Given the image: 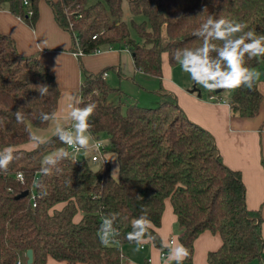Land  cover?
Returning <instances> with one entry per match:
<instances>
[{"label": "trees", "instance_id": "obj_1", "mask_svg": "<svg viewBox=\"0 0 264 264\" xmlns=\"http://www.w3.org/2000/svg\"><path fill=\"white\" fill-rule=\"evenodd\" d=\"M123 0H47L57 23L73 35V48L90 54L103 47L125 45L135 66L145 74L162 77V54L172 66L174 53L201 43L193 35L209 15L247 24L245 31L264 35V0H127L133 15L123 19ZM40 0H30L34 14L28 16L22 0H0L31 27L39 17ZM79 56L83 73L80 107L94 103L89 118L90 133L109 136L111 151L118 159V175L112 176L105 159L96 169L71 158L64 159L45 175L43 158L66 148L53 134L32 149L29 132L46 128L41 114H55L60 88L54 71L38 54H21L15 39L0 31V151L13 147L15 159L7 172H0V264H47L49 257L60 264H126L124 245L133 219L146 214L152 221V243L162 251L157 231L167 199L171 200L182 230L181 242L188 250L183 264H193L194 241L205 230L219 233L222 244L208 252L209 264H264L260 209L246 203V187L240 171L222 160L213 135L188 118L176 95L158 90L156 106L137 101L115 103L113 90L103 74L88 71ZM264 64V57L246 58L250 69ZM46 84L40 96L36 86ZM220 93H211L223 96ZM227 102L233 115L258 114L263 94L257 81L252 89L230 91ZM21 111L23 123L15 113ZM67 149V148H66ZM17 173L23 174L22 181ZM39 184V187H34ZM28 191L26 196L16 197ZM43 193H46L42 195ZM81 214L76 221L75 216ZM118 214V244L104 246L98 238L101 217Z\"/></svg>", "mask_w": 264, "mask_h": 264}, {"label": "crops", "instance_id": "obj_2", "mask_svg": "<svg viewBox=\"0 0 264 264\" xmlns=\"http://www.w3.org/2000/svg\"><path fill=\"white\" fill-rule=\"evenodd\" d=\"M38 10V20L35 26L31 27L9 9V4L0 5V31L15 39L21 54H38L40 61L55 73L61 91L58 108L54 114L55 118L46 128H41L50 130L47 136H43L48 139L55 133L57 125L70 124L67 117L73 104L72 98L77 97L81 100L80 88L83 73L79 55L73 48V35L57 23L47 0H40ZM81 59L84 67L94 73L111 68L106 71L105 79L112 87L119 90H113L108 96L109 100L127 96L125 101L140 103L143 99L142 94H147L151 101H155L154 97H159L160 88L176 95L179 105L188 118L213 135L223 162L228 167L240 171L246 187L247 206L261 211L264 238V64L252 69L260 73L257 84L263 94V100L259 112L255 116L243 117L232 114L230 104L225 101L227 97H224V93L223 99L217 97L212 99L213 94L208 91L202 92L199 89L193 91L194 88H191L186 73L178 69L179 65L170 64L167 52L162 54L160 79L137 69L132 54L125 45H116L113 48L103 47L94 53L81 55ZM127 82L132 84L133 89L126 86ZM36 128L38 127H34V132ZM23 146L26 149H32L36 144L30 141ZM104 152L105 150L101 153L102 157L99 161L105 159L108 161L107 153ZM111 171L113 172L112 168ZM117 175L118 171L114 176ZM80 218L81 214L78 213L75 220L78 221ZM157 231L163 245L182 244V230L178 225L170 199L165 202L161 226L157 228ZM172 238L173 244L170 243ZM221 244L222 237L219 233L209 230L202 232L194 241L193 264H209L208 252L219 248ZM139 251L142 253L140 259L134 256L129 258L125 253L126 264L129 260L134 261V264H164L168 257V255L163 256L162 250L152 241L139 246ZM262 257L264 260V249ZM149 259L150 261L147 262ZM47 264H60V262L49 257Z\"/></svg>", "mask_w": 264, "mask_h": 264}, {"label": "clouds", "instance_id": "obj_3", "mask_svg": "<svg viewBox=\"0 0 264 264\" xmlns=\"http://www.w3.org/2000/svg\"><path fill=\"white\" fill-rule=\"evenodd\" d=\"M247 24L229 20L224 17L215 18L209 15L205 22L193 32V35L200 39L198 47L178 49L174 53V59L179 64L182 72L191 79L194 87L198 86L204 90L214 93L221 90L232 91L241 87L252 89L259 79L260 73L246 66L247 60L256 57H264V35H257L253 30L245 31ZM40 96L48 94L49 87L46 84L36 86ZM73 104L67 119L68 126L57 125L55 135L68 147L73 149L69 153L66 148H59L46 155L41 161V172L45 175L51 173L52 169L59 171L58 164L71 158L75 162V154L81 150L85 154L95 153L100 155V149L105 147L108 141L96 139L90 133L91 125L89 118L94 114L96 105L86 104L80 107L82 101L73 97ZM17 123H23L24 116L21 111L15 113ZM54 114L42 113L41 120L46 122L54 119ZM29 139L32 143L39 145L46 143V140L35 132H29ZM13 147H6L0 151V172H7L9 165L18 157L14 154ZM118 157L113 155L112 161ZM119 169L114 168L112 176ZM17 178L22 181L23 174L17 173ZM34 184V187H39ZM46 193L42 192V195ZM118 214H110L101 217L98 238L104 246L118 244L120 235L115 224ZM132 230L127 233L126 239L138 247L150 242L152 221L146 214L135 218L131 222ZM163 244V242H162ZM168 248V257L164 264H183L188 256V250L182 245H164ZM128 264H134L129 260Z\"/></svg>", "mask_w": 264, "mask_h": 264}, {"label": "rangeland", "instance_id": "obj_4", "mask_svg": "<svg viewBox=\"0 0 264 264\" xmlns=\"http://www.w3.org/2000/svg\"><path fill=\"white\" fill-rule=\"evenodd\" d=\"M96 0H88V4H92V3H94ZM122 7H123V19L127 22V23H131V20H132V18H134V19H136L137 21H139V20H141V19H143V17L142 16H139V15H133L132 14V12H131V10H130V8H129V4H128V1L127 0H123L122 1ZM179 70H181L180 68H178ZM187 75V74H186ZM188 77V76H187ZM149 80H151V79H149ZM155 81H156V78L154 79ZM153 80V81H154ZM188 82H190V86H191V88H196V90H201L202 92H205L206 90H204L203 88H200V87H198V86H196V87H194L193 86V84L191 83L192 81H191V79L188 77ZM190 80V81H189ZM126 84V86H128L130 89H133V87H132V84L130 83V82H127V83H125ZM196 90H194V91H196ZM134 93V92H133ZM224 93V97H230V94H231V92L230 91H224L223 92ZM134 94H136V93H134ZM216 94V93H215ZM216 96V95H215ZM125 97H127V96H125ZM125 97H123L122 99H120V97L118 98H114L113 99V101L115 102V103H119V102H127V101H125ZM142 97H143V99L141 100V102H140V104H142L143 106H156L157 105V103L156 102H158V100H160V97H158V98H156V97H154V99H155V101H151V99H150V96H148L147 94L145 95V94H142ZM217 98H218V96H216ZM221 99H223L222 97H220ZM131 100H134V99H131ZM153 100V99H152ZM226 102H227V100H225ZM50 131V130H49ZM48 130L46 131V130H44V129H41V128H36L35 129V133L36 134H38V135H40L41 137H43V136H47L46 134L49 132ZM50 134V133H49ZM45 140L47 139L46 137H43ZM96 139H103V140H106V141H108V143H107V145L104 147V150H105V154L107 153V158H108V161H109V163H110V165H111V168L114 170V168H116L118 165V163H117V161H112L111 159L113 158V155L115 154V156H116V153L115 152H113V151H111V149H110V145H109V136H108V134L107 133H105V132H102V133H100V135H99V137L98 138H96ZM67 151L69 152V153H72V151L70 150V149H67ZM92 155H93V153H91V154H85V152L83 151V150H81V152L80 153H76L75 154V156H77V158L79 159V160H84V161H86V163H87V165L88 166H90V167H92V168H97L98 166H100V164L103 162L102 160H98V161H94V160H92ZM117 157V156H116ZM132 246V247H131ZM128 249V250H127ZM124 251H125V253L127 254V257H129V258H132L133 256L135 257V258H138V259H140L141 258V255H142V253L139 251V247L137 246V245H130V244H127L125 247H124ZM133 257V258H134Z\"/></svg>", "mask_w": 264, "mask_h": 264}, {"label": "built area", "instance_id": "obj_5", "mask_svg": "<svg viewBox=\"0 0 264 264\" xmlns=\"http://www.w3.org/2000/svg\"><path fill=\"white\" fill-rule=\"evenodd\" d=\"M22 2H23V4H24V6L28 7V8H27V11H26L27 15H28V16H32V15L34 14V9H32V8L30 7V5H31V4H30V0H22ZM76 54L80 56V55L82 54V52L79 50V51H76ZM106 75H107V73L105 72V73L103 74V76L105 77ZM211 98H212V99H216V96H215V95H212ZM66 148H67V149H70V150L73 152V149L70 148V147H68L67 145H66ZM103 151H104V147L100 149V155H96V154H93V155H92V160H94V161L99 160V159L102 157V156H101V153H102ZM72 161H73V159H72ZM79 161H80V160L77 158V156H75V162L77 163V162H79ZM22 179H23V178H22ZM170 243H171V244L174 243V239H173V238L171 239ZM162 255H163V256H167V255H168V251H162ZM149 261H150V259L147 260V262H149ZM17 264H22V261L19 259V260L17 261Z\"/></svg>", "mask_w": 264, "mask_h": 264}, {"label": "water", "instance_id": "obj_6", "mask_svg": "<svg viewBox=\"0 0 264 264\" xmlns=\"http://www.w3.org/2000/svg\"><path fill=\"white\" fill-rule=\"evenodd\" d=\"M196 90V88L193 89V91ZM222 91V90H221ZM221 91L215 92V93H220ZM29 192L26 190L20 194H18L16 197H22V196H26ZM26 257H27V264H31L33 262V250L32 249H28V251L26 252Z\"/></svg>", "mask_w": 264, "mask_h": 264}]
</instances>
